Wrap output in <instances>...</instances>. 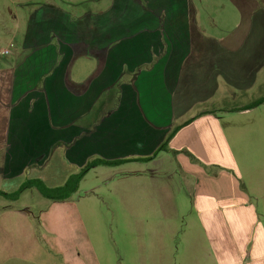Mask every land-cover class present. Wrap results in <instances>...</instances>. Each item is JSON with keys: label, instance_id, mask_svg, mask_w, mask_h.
<instances>
[{"label": "crops", "instance_id": "1", "mask_svg": "<svg viewBox=\"0 0 264 264\" xmlns=\"http://www.w3.org/2000/svg\"><path fill=\"white\" fill-rule=\"evenodd\" d=\"M107 7L79 17L50 3L31 10L21 37L11 27L2 30L0 41L8 36L11 41L0 49V180L20 187L24 173L40 166L48 172L41 180L58 187L73 175L68 165L88 163L89 155L125 161L108 166H125V197L151 190L156 197H175L189 186L187 197H193L208 224L211 247L223 257L231 228L209 225L212 212L221 208L226 214L230 198L247 196L239 179L205 172L219 163L206 156L204 142L218 128L213 112L189 114L217 99L219 105L230 103L224 92L233 86L231 78L238 89L254 79L248 59L255 58L257 65L263 55L262 21L242 40L241 33H203L192 0H113ZM247 41L255 43L250 51L243 49ZM187 121L169 141V150L157 153ZM219 137L229 160L224 165L241 179L229 142L223 133ZM155 153L152 160H140ZM158 168L167 178L156 177ZM177 170L185 175L181 181L173 177ZM50 211H43L39 221H46ZM218 220L222 225L224 217Z\"/></svg>", "mask_w": 264, "mask_h": 264}, {"label": "rangeland", "instance_id": "2", "mask_svg": "<svg viewBox=\"0 0 264 264\" xmlns=\"http://www.w3.org/2000/svg\"><path fill=\"white\" fill-rule=\"evenodd\" d=\"M112 1L0 0V36L3 37L5 27H11L21 37L26 33L31 10L40 9L42 5L57 4L80 17L92 9L95 11L94 8L107 9ZM192 1L197 9L198 27L205 34L219 37L221 33H241L243 40L252 25L261 21L264 30V0ZM10 38L0 41V49L10 47ZM244 45L243 49L250 51L255 43L247 41ZM260 56L257 65L255 58L248 59V67L253 66V80L248 79L238 89V81L231 78L233 86L228 93L224 92L230 103L219 105L217 99L214 104L194 107L189 114L191 117L205 110L213 112L218 128L205 137L204 142L209 148L206 156L219 163L206 168L205 172L216 179H239L247 196L230 198L226 214L221 208H214L212 212L209 225L215 229L227 225L231 228L228 233L231 245L224 248L223 257L221 250L211 247L206 219L193 197H187L189 186H183L186 194L182 192L175 197H156L152 190L125 197L122 178L125 166H98L88 172L78 191L64 202L43 198L35 188L26 190L14 203L0 197V264H264V104L249 112L226 110L245 106L264 96V52ZM220 133L229 142L241 168V179L236 170L224 165L229 160L221 149ZM89 156L88 162L95 157ZM86 164L87 161L68 165L69 173H79ZM133 168L140 170L142 166ZM175 172V180L185 178L182 172ZM46 174L44 168L35 166L34 172L24 173L22 181L25 183V178L30 180L36 176L41 179ZM167 176L164 170L156 171V177ZM139 187L141 189L142 185ZM18 189L15 182L0 180V190L15 192ZM50 208L51 215L40 222L43 211ZM221 217H224L222 225L218 220ZM236 227H240L241 232L233 230Z\"/></svg>", "mask_w": 264, "mask_h": 264}, {"label": "trees", "instance_id": "3", "mask_svg": "<svg viewBox=\"0 0 264 264\" xmlns=\"http://www.w3.org/2000/svg\"><path fill=\"white\" fill-rule=\"evenodd\" d=\"M264 104V96L258 98L257 100L253 101L250 104H247L242 107H228L226 110L230 112H242V111H247V110H252L260 105ZM191 121L185 122L183 125L176 127L167 137L165 143H163L159 149L157 150L158 152L161 151H168V143L169 141L175 136V134L180 130L181 127L189 124ZM155 153L152 157L145 158V159H140L141 161H149L152 160L156 154ZM191 159L195 162V158L191 156ZM125 161L122 160H105V159H95L92 161H89L85 167L77 174L71 175L67 181L65 182L64 185L58 186V187H49L43 180L35 178V179H30L27 180L23 185L19 187V189L13 193H7L4 191L0 190V195L3 196L8 201H17L21 197V195L28 189L35 188L38 190V192L43 196L44 198L54 201V202H62L70 199L77 191L80 185V182L82 179L86 176V174L93 169L94 167L97 166H117Z\"/></svg>", "mask_w": 264, "mask_h": 264}, {"label": "built area", "instance_id": "4", "mask_svg": "<svg viewBox=\"0 0 264 264\" xmlns=\"http://www.w3.org/2000/svg\"><path fill=\"white\" fill-rule=\"evenodd\" d=\"M8 53H9V51H8V50L4 51V55H7Z\"/></svg>", "mask_w": 264, "mask_h": 264}]
</instances>
